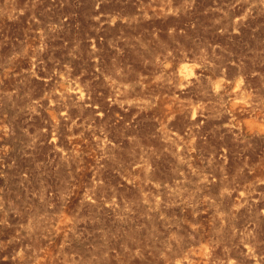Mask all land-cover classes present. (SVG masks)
Returning <instances> with one entry per match:
<instances>
[{"label":"rangeland","instance_id":"374dc122","mask_svg":"<svg viewBox=\"0 0 264 264\" xmlns=\"http://www.w3.org/2000/svg\"><path fill=\"white\" fill-rule=\"evenodd\" d=\"M0 264H264V0H0Z\"/></svg>","mask_w":264,"mask_h":264}]
</instances>
